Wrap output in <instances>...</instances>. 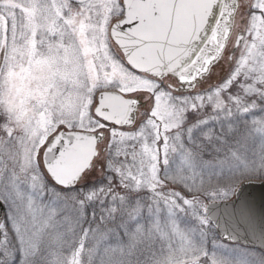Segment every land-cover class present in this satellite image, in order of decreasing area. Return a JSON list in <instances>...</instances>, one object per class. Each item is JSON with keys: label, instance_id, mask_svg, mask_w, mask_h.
Listing matches in <instances>:
<instances>
[{"label": "snow or ice", "instance_id": "snow-or-ice-1", "mask_svg": "<svg viewBox=\"0 0 264 264\" xmlns=\"http://www.w3.org/2000/svg\"><path fill=\"white\" fill-rule=\"evenodd\" d=\"M0 264H264V0H0Z\"/></svg>", "mask_w": 264, "mask_h": 264}]
</instances>
